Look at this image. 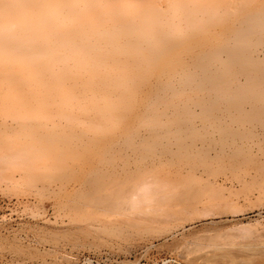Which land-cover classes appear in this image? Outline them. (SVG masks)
Segmentation results:
<instances>
[{"label":"rangeland","instance_id":"obj_1","mask_svg":"<svg viewBox=\"0 0 264 264\" xmlns=\"http://www.w3.org/2000/svg\"><path fill=\"white\" fill-rule=\"evenodd\" d=\"M177 1L8 21L47 60L0 79V264H264V0Z\"/></svg>","mask_w":264,"mask_h":264},{"label":"bare ground","instance_id":"obj_2","mask_svg":"<svg viewBox=\"0 0 264 264\" xmlns=\"http://www.w3.org/2000/svg\"><path fill=\"white\" fill-rule=\"evenodd\" d=\"M37 1L40 8L39 6L37 8L32 7V2H34V0H0V35L1 32H5L8 30L11 23L8 22L9 20H14L15 22L13 24L17 25L19 29H21L20 27L25 26H29L30 28H33L35 30H43L45 28L46 30L50 31L64 29V35H62V38L64 39V45H67V47L71 51H74L75 47H78L77 44L79 42H76L77 40L72 42L71 39L66 38V35L69 34L68 29L70 28V26L78 22V19L76 18L82 17L81 15L83 13L81 15L79 13L74 14L71 17H68L66 21H64L65 19L59 21L57 13L61 10L62 6H68L70 0ZM152 4H150V0H131V2L124 8H126L125 11L127 15L130 16L135 15L136 13L141 12L145 9L147 10L148 14L156 16L158 15V9ZM143 27L146 28V31H141V33H139V36L141 37L140 39L142 41H145V38H147L149 34L152 35L153 38L154 35L152 33V30L154 31V29L150 25H145ZM34 38H37V36H35ZM158 43L159 41L154 42V44ZM18 44H20L21 46L22 42L18 41ZM46 60V56L41 54V52L34 50L30 43H25L22 48H19L17 46H13L10 42L3 43L0 41L1 81L13 83V81L17 78L32 77L34 76L32 75L33 70L36 71L38 70V68H42ZM253 68H255V66L245 69ZM243 72L248 73L247 77H249L250 79L254 78L253 76H251L252 73H250V70H243ZM257 86H260L261 93L264 94V85L258 84ZM248 92H250V90H248ZM258 103H261V110L264 111V97L259 100ZM108 110H113V104L108 106ZM115 187H120V184L118 183ZM128 195L129 193L127 192V190H120L117 188L114 193V199L121 201L123 198H127Z\"/></svg>","mask_w":264,"mask_h":264}]
</instances>
